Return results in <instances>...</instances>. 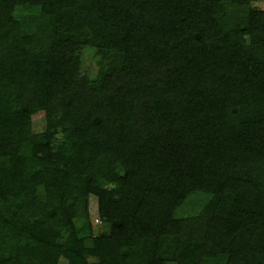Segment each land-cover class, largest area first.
<instances>
[{
  "label": "trees",
  "instance_id": "obj_1",
  "mask_svg": "<svg viewBox=\"0 0 264 264\" xmlns=\"http://www.w3.org/2000/svg\"><path fill=\"white\" fill-rule=\"evenodd\" d=\"M62 258L264 264V8L0 0V264Z\"/></svg>",
  "mask_w": 264,
  "mask_h": 264
},
{
  "label": "rangeland",
  "instance_id": "obj_2",
  "mask_svg": "<svg viewBox=\"0 0 264 264\" xmlns=\"http://www.w3.org/2000/svg\"><path fill=\"white\" fill-rule=\"evenodd\" d=\"M253 2L261 7L264 8V0H253ZM95 53L90 48H85L83 51V71L87 74H94L97 71V63L95 58ZM45 126V120L42 118H37L34 120V130L35 131H41L43 130V127ZM207 196L203 193H197L193 194L186 203L179 208L178 214H188L190 212L196 211L203 202L206 201ZM90 216L91 220L94 221V218L98 216V200L95 195H92L90 197ZM95 225V224H94ZM99 228L100 230H103L104 228L102 226H96L95 228ZM66 259H61V264H65Z\"/></svg>",
  "mask_w": 264,
  "mask_h": 264
},
{
  "label": "built area",
  "instance_id": "obj_3",
  "mask_svg": "<svg viewBox=\"0 0 264 264\" xmlns=\"http://www.w3.org/2000/svg\"><path fill=\"white\" fill-rule=\"evenodd\" d=\"M94 222H95V224L97 225V226H102V220L100 219V217L99 216H96L95 218H94Z\"/></svg>",
  "mask_w": 264,
  "mask_h": 264
}]
</instances>
